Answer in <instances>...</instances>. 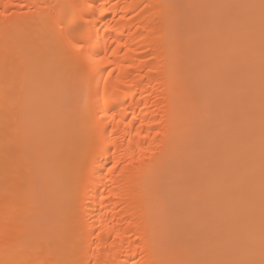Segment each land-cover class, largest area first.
<instances>
[{
	"label": "bare ground",
	"instance_id": "6f19581e",
	"mask_svg": "<svg viewBox=\"0 0 264 264\" xmlns=\"http://www.w3.org/2000/svg\"><path fill=\"white\" fill-rule=\"evenodd\" d=\"M262 3L0 0V264H260Z\"/></svg>",
	"mask_w": 264,
	"mask_h": 264
},
{
	"label": "snow or ice",
	"instance_id": "6c2138e0",
	"mask_svg": "<svg viewBox=\"0 0 264 264\" xmlns=\"http://www.w3.org/2000/svg\"><path fill=\"white\" fill-rule=\"evenodd\" d=\"M262 7H264V3H262ZM5 16H7V6H5ZM58 23L63 24L64 21L63 20H59ZM87 88V81H86V77H81L79 84H78V92L79 93H83L86 91ZM77 114L80 118H85L82 110L81 109H77ZM3 264H7V262H3ZM57 264H59V262H57ZM88 264H91V261H88ZM175 264H252V262H210V261H181V262H175ZM260 264H264V260L260 261Z\"/></svg>",
	"mask_w": 264,
	"mask_h": 264
}]
</instances>
